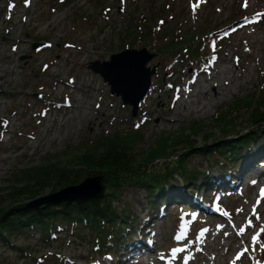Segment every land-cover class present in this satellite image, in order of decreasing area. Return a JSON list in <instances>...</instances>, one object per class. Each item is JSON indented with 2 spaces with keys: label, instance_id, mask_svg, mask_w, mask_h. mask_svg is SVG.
Instances as JSON below:
<instances>
[{
  "label": "rangeland",
  "instance_id": "374dc122",
  "mask_svg": "<svg viewBox=\"0 0 264 264\" xmlns=\"http://www.w3.org/2000/svg\"><path fill=\"white\" fill-rule=\"evenodd\" d=\"M244 4L246 14L259 22L225 30L241 23L238 16ZM259 4L264 1L0 0V196L7 193L14 170L78 148L82 140L106 131H134L133 121L139 125L137 117L143 113L145 119L139 126L143 136L135 150L146 151L166 135L185 142L193 123L201 128L191 137L195 149L204 146L201 137L208 133V148L228 140L222 138L221 124L214 123L219 110L264 91V16H257L253 8ZM194 5H198L195 11ZM139 25L153 33L133 48H146L152 54L146 66L156 71L149 93L131 118L128 106L111 95L106 83L87 66L92 61H109L110 54L123 50L120 34ZM175 38L182 47L201 42V62L187 58L172 63L154 51L155 46L161 48L162 42ZM231 118L230 132L249 130V110ZM262 140L248 143L250 153L242 150L237 170L241 163L251 161V154L264 152ZM206 164L204 157L193 154L188 166L198 170ZM258 178L244 184L232 198L222 194L216 202L220 215L210 214L205 206L208 214L198 220V230L194 215L179 223L160 215L147 249L121 264H264V173ZM47 194H51L48 189L40 197ZM145 197L142 190L125 194V202L140 219L148 210ZM241 227L245 232L238 235ZM65 233L57 234L48 246L39 245L37 233L16 236L13 247L0 245V264H88V255L93 254L91 240L84 236L78 241ZM258 233L253 246L252 238ZM244 249L248 251L237 261ZM116 257L98 255L95 264H117L122 254Z\"/></svg>",
  "mask_w": 264,
  "mask_h": 264
},
{
  "label": "trees",
  "instance_id": "16d2710c",
  "mask_svg": "<svg viewBox=\"0 0 264 264\" xmlns=\"http://www.w3.org/2000/svg\"><path fill=\"white\" fill-rule=\"evenodd\" d=\"M151 33L145 32V28L140 25L129 33L122 32V48L126 50L139 46L140 40L152 36ZM178 39L164 41L162 47L155 46L154 51L159 56H166L172 63H181L187 58L196 63L201 62L198 54L199 48L203 46L201 42L195 46L182 47ZM243 109L249 110V130L244 131V134L241 131L230 132L231 115L239 114ZM144 114L137 117L139 125L133 121L134 131H106L91 140H82L78 148L64 150L61 155L45 156L38 164L11 172L10 184L5 189L7 193L0 196V245L13 247L14 237L37 233L39 245L48 246L55 242L57 234L66 232V235L76 240L83 241L84 236L91 240L93 254L88 255V264H95L98 255L107 256L109 253L114 257L122 254V260L119 258L120 262L117 263L121 264L130 260L136 252L147 249L139 245L149 241L150 231L156 226L159 214L173 217L179 222L184 214L188 215L194 210L198 214L194 222L198 230V220L206 216L203 209L211 203L212 198L226 192L227 195L234 193L233 186L238 187L246 178L253 180L254 176L264 171V152L251 154V161L241 163L236 169L242 150L246 149L248 153L252 150L248 143L263 139L264 146V91L253 99L238 98L228 105L227 110H219L214 123L221 124V132L224 133L222 138L228 140L209 148L210 133L201 137L204 146L195 149L196 141L192 138L201 128L198 123H193L185 142L166 135L158 140L156 146L148 147L146 151L135 150L142 140L139 126L140 122H144ZM193 154L204 157L208 163L205 168L196 170L188 166ZM212 168L219 173L213 174ZM96 175L104 179L102 199L82 203L64 202L53 207L43 205L33 211H20L25 204L22 201L28 203L35 197L39 198L47 189L53 193ZM138 190H142L146 196L148 210L144 219L136 216L132 205L125 202L127 192L133 195ZM81 233H85L83 237ZM18 250L25 253L23 249Z\"/></svg>",
  "mask_w": 264,
  "mask_h": 264
},
{
  "label": "water",
  "instance_id": "95a60500",
  "mask_svg": "<svg viewBox=\"0 0 264 264\" xmlns=\"http://www.w3.org/2000/svg\"><path fill=\"white\" fill-rule=\"evenodd\" d=\"M32 46V49H35ZM152 60V54H148L146 48L137 51L135 48L123 49L117 54L109 55V61H92L87 66L95 75L99 76L107 85L111 95L131 108V117L137 114V108L150 91L151 77L156 71V67L147 68L146 63ZM103 177L96 175L86 177L74 186H64L62 190H57L43 197H35L32 201L24 204L20 211H33L43 205L53 207L64 202H85L95 199H102L105 187Z\"/></svg>",
  "mask_w": 264,
  "mask_h": 264
},
{
  "label": "snow or ice",
  "instance_id": "6c2138e0",
  "mask_svg": "<svg viewBox=\"0 0 264 264\" xmlns=\"http://www.w3.org/2000/svg\"><path fill=\"white\" fill-rule=\"evenodd\" d=\"M122 3H123V0H122ZM196 7H198V5H194L193 6V11H195V9H196ZM261 15H264V14H257V16H261ZM256 22H259L258 20H256V19H248V18H245V24L247 25V24H250V23H256ZM236 29H233V31H235ZM215 49V45L213 44V50ZM97 107H99V105H97ZM261 197L262 198H264V190H261ZM258 203H259V201H258ZM225 215H227V213H224ZM253 215L254 216H256V209L255 208H253ZM257 219H259V217L257 216L256 217ZM248 226H249V228L252 226L251 225V221H249L248 222ZM261 231H264V229H261ZM245 232V229L243 228V227H241L240 229H239V232L237 233L238 235L239 234H243ZM177 239H180L181 237H176ZM258 240H259V233L256 235V236H254L253 238H252V243L253 244H256V243H258ZM253 250H255V249H253ZM248 251V249H244V252H241L237 257H236V260L237 261H239L240 259H241V257L242 256H244V254L246 253ZM162 258V257H161Z\"/></svg>",
  "mask_w": 264,
  "mask_h": 264
},
{
  "label": "bare ground",
  "instance_id": "6f19581e",
  "mask_svg": "<svg viewBox=\"0 0 264 264\" xmlns=\"http://www.w3.org/2000/svg\"><path fill=\"white\" fill-rule=\"evenodd\" d=\"M264 1V0H263ZM258 5V4H257ZM264 5V4H263ZM263 5H261V4H259V6H258V8H255V7H253L254 8V10H255V12L256 13H261V14H264V6ZM242 9H243V14L242 15H240V16H238L239 17V19H241L240 21H241V23H239L238 25H236V26H234L233 28L232 27H226L225 28V30H228V31H233V29H236V28H241V27H244V26H247L246 24H245V18H248V19H252L254 16L252 15V16H250V15H247L246 14V12L245 11H247L246 10V5L244 4L243 6H242ZM238 14V13H237ZM234 16V15H233ZM264 16V15H263ZM229 18V17H228ZM232 18V17H231ZM233 19V18H232ZM228 20V19H227ZM231 20V19H230ZM220 24H222V23H220ZM221 29V28H220ZM228 64V63H227ZM230 68V67H229ZM223 69V68H222ZM226 70V69H225ZM230 70H231V68H230ZM230 70H229V72H230ZM221 72V74H222V72L223 71H220ZM228 73V72H227ZM225 74H226V72H225ZM228 75V74H227ZM223 76V75H222ZM224 78H226V77H224ZM207 80V79H206ZM225 80V79H224ZM226 82H227V80H226ZM229 82V81H228ZM210 83V82H209ZM227 84V83H226ZM221 85V84H220ZM202 86V85H201ZM208 87V86H207ZM219 87V86H218ZM207 89V88H206ZM214 89V88H213ZM202 91V90H201ZM203 92H204V89H203ZM224 94V93H223ZM1 95V94H0ZM214 95V94H213ZM217 99V98H216ZM212 102V101H211ZM202 103V102H201ZM215 103V102H214ZM206 104V103H205ZM212 104V103H211ZM190 105V104H189ZM236 237H238L239 238V236L236 234ZM254 245H256V244H253V246ZM242 252H243V250H241ZM252 262V260L250 259V261H249V263H251Z\"/></svg>",
  "mask_w": 264,
  "mask_h": 264
}]
</instances>
